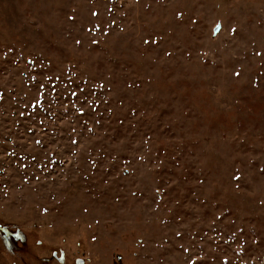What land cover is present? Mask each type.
<instances>
[{
	"label": "rangeland",
	"instance_id": "rangeland-1",
	"mask_svg": "<svg viewBox=\"0 0 264 264\" xmlns=\"http://www.w3.org/2000/svg\"><path fill=\"white\" fill-rule=\"evenodd\" d=\"M0 264H264V0H0Z\"/></svg>",
	"mask_w": 264,
	"mask_h": 264
},
{
	"label": "water",
	"instance_id": "water-1",
	"mask_svg": "<svg viewBox=\"0 0 264 264\" xmlns=\"http://www.w3.org/2000/svg\"><path fill=\"white\" fill-rule=\"evenodd\" d=\"M218 30H219V27H216L215 29H214V34H216L217 32H218Z\"/></svg>",
	"mask_w": 264,
	"mask_h": 264
}]
</instances>
